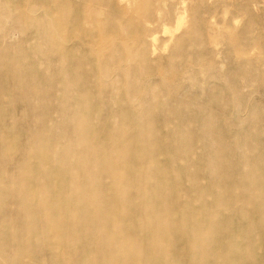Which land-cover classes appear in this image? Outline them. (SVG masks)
Segmentation results:
<instances>
[{
    "label": "rangeland",
    "instance_id": "obj_1",
    "mask_svg": "<svg viewBox=\"0 0 264 264\" xmlns=\"http://www.w3.org/2000/svg\"><path fill=\"white\" fill-rule=\"evenodd\" d=\"M143 49L152 67L141 65ZM40 107L57 110L41 117ZM86 108L97 113L93 130L105 150L116 143L117 150L136 151L138 137L118 133L152 123L160 170L146 182L147 172L135 169L138 191L148 186L141 200L156 203L149 212L158 215L181 199L201 203L196 216L211 224L220 255L212 264H264V0H0V144L7 145L0 148V264H93L100 247L90 238L72 250L37 238L54 221L44 205L51 173L72 170L79 150L88 170L92 158H102L61 121L62 110ZM46 130L58 142L51 149L56 167L26 150ZM166 137L179 140L173 153H164ZM180 150L195 157L177 160L182 185L171 161ZM26 156L31 170L23 172L24 185L15 184ZM27 187L38 193L30 208L19 205ZM179 213L168 219L178 223ZM58 233L73 237L70 226ZM166 242L181 246L178 232ZM194 259L182 254L184 264Z\"/></svg>",
    "mask_w": 264,
    "mask_h": 264
},
{
    "label": "bare ground",
    "instance_id": "obj_2",
    "mask_svg": "<svg viewBox=\"0 0 264 264\" xmlns=\"http://www.w3.org/2000/svg\"><path fill=\"white\" fill-rule=\"evenodd\" d=\"M115 8V6H114ZM182 17V15H181ZM182 18H178L176 27L182 24ZM75 30L82 31V25L76 23ZM142 66L144 68L152 67L153 62L149 61V52L143 49L140 52ZM19 75L25 74L23 67L17 69ZM18 75V76H19ZM91 75H84L83 79H90ZM87 99V97H85ZM41 117H49L56 113V108L40 107ZM35 112V110H34ZM63 117L61 121L72 124L76 135L77 143L83 144V147L89 148L96 154L102 156L99 159H91L92 169L88 170L82 165L79 159L85 155L84 150H79L77 157L71 166L72 170L67 172H57L54 170L51 175L53 182L45 184L46 201L44 205L48 215L54 216V221L45 229H41L39 235L46 236L43 242L58 248L69 246L74 249V243L87 242L90 238L93 242L98 243L99 250L93 255V264H184L182 254L185 251L191 252L195 259L192 264H212L220 260L217 252V245L212 240L210 233L211 224L203 222L200 216H196V210L200 208L201 203L189 201L182 204V199L178 205L169 209L165 208L160 214L155 215L152 211L155 201L149 198L146 201L141 200L148 189L139 190L136 180L139 178L136 168L146 171L148 177L146 182H152V175L157 176L160 169L153 163L156 160V151L158 149L157 140H151L152 123L147 121L139 122L136 128H128L118 133V136L125 135L127 132L138 137L135 145L138 144L136 151L117 150L115 144L105 150L106 142L100 141L97 131H94V119L97 116L95 111L88 113L89 109H84L80 113H70L62 110ZM169 114V113H168ZM71 120V121H70ZM167 129H170L167 127ZM2 128H0V132ZM93 131V132H92ZM52 131L46 130L40 132L36 141L26 144L27 152H32L38 156L40 164L47 165V160L53 161L55 166L56 158L52 156L53 142H58L51 136ZM92 132V133H91ZM169 137V136H168ZM166 137L164 144V153L174 152L173 149L179 145V140L169 139ZM126 143L133 144L131 140ZM7 150L6 143L0 144V148ZM41 156V157H40ZM136 156L142 159L139 164H134L132 157ZM40 157V158H39ZM172 162H175L178 176L176 184L182 185L185 175L181 172L182 168L177 164V160L183 162H194V156L184 157L183 150L171 154ZM151 158L152 161L145 160ZM34 161L29 160V156L24 157L19 163L18 174L12 178L15 184L24 185V171L29 172ZM102 165V166H101ZM101 167L108 169L109 174L105 177ZM232 167V162L226 168ZM80 169L75 176L71 175ZM196 173V167H195ZM187 176V175H186ZM192 177V181H193ZM36 183L42 184L41 178L34 179ZM192 191L199 189L197 182L189 183ZM26 196L19 201L21 207L33 204L37 192L26 188ZM180 220L174 223L168 215L172 211H178ZM233 210V208H232ZM70 226L73 237L66 238L58 233L59 227ZM156 230L158 236L152 239L150 233ZM170 232H178L180 245L174 243H161L167 238ZM78 251H84V244L78 246ZM19 255V253H18ZM83 264L85 261L82 260Z\"/></svg>",
    "mask_w": 264,
    "mask_h": 264
}]
</instances>
